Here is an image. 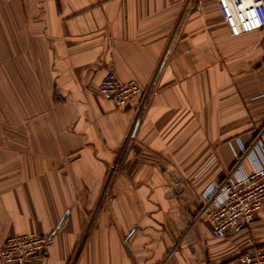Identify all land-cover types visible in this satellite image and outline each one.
<instances>
[{"label": "crops", "instance_id": "0c3cea01", "mask_svg": "<svg viewBox=\"0 0 264 264\" xmlns=\"http://www.w3.org/2000/svg\"><path fill=\"white\" fill-rule=\"evenodd\" d=\"M110 71L143 111L99 94ZM260 131L264 30L230 36L216 0H0V245L49 236L31 264H239L264 203L223 238L199 212Z\"/></svg>", "mask_w": 264, "mask_h": 264}, {"label": "built area", "instance_id": "2783aa9c", "mask_svg": "<svg viewBox=\"0 0 264 264\" xmlns=\"http://www.w3.org/2000/svg\"><path fill=\"white\" fill-rule=\"evenodd\" d=\"M216 4L230 36L264 30V0H216ZM98 92L112 100L116 108H125L136 99L135 107L139 113L146 105L147 94L134 80L120 82L111 71L101 79ZM263 138L264 133L260 131L248 147H241L232 170L203 193L204 203L199 215L209 219L215 238L226 237L239 226H250L264 203ZM249 154H253L255 166L251 172L241 174L237 168ZM50 244L49 236L8 237L0 245V264H31L43 258ZM238 263L264 264V249L246 247L238 257Z\"/></svg>", "mask_w": 264, "mask_h": 264}]
</instances>
